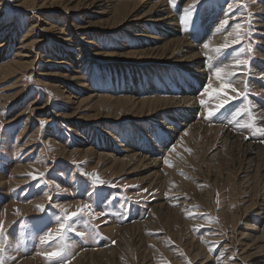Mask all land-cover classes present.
Listing matches in <instances>:
<instances>
[{
	"label": "rangeland",
	"instance_id": "1",
	"mask_svg": "<svg viewBox=\"0 0 264 264\" xmlns=\"http://www.w3.org/2000/svg\"><path fill=\"white\" fill-rule=\"evenodd\" d=\"M257 129L264 0H0L3 264H264Z\"/></svg>",
	"mask_w": 264,
	"mask_h": 264
},
{
	"label": "bare ground",
	"instance_id": "2",
	"mask_svg": "<svg viewBox=\"0 0 264 264\" xmlns=\"http://www.w3.org/2000/svg\"><path fill=\"white\" fill-rule=\"evenodd\" d=\"M164 18H166V17H164ZM163 18H158V19H155L154 21H160V20H162ZM168 19V18H167ZM169 22H170V24H171V19H169ZM165 24L162 22V23H160V26H164ZM165 28V27H164ZM175 31L176 30H174L173 28L170 30V34H173V33H175ZM162 34H164V33H162ZM148 36V35H147ZM149 37V36H148ZM170 38H168V40H169ZM172 42V43H171ZM179 45H183V43H182V41H181V38H177V37H175L174 39H173V41L172 40H169V41H167L166 43H164L163 45H157L154 49H155V51H153V52H156V53H165V56H167L168 58H169V53H173L174 52V50H175V48L176 47H178ZM188 46V45H187ZM186 46V47H187ZM170 47H171V49H170ZM144 50H141L140 51V53H142V54H144V52H143ZM189 53V58L191 57H193L194 56V54L191 52V51H189L188 52ZM195 58V57H194ZM183 78V77H182ZM184 79V78H183ZM188 83H187V86H186V84H185V89L186 90H188L189 92H195L196 90V87H197V85L199 84V79H190V80H188L187 81ZM182 89H184V86L182 87ZM181 92V91H180ZM152 101H154V102H157L158 103V105H159V103H161V105H162V103H164V105L166 106V107H168V106H174V104L175 105H179V107H186V105H185V103L188 101V100H191L192 101V103L193 104H195V102H196V97H195V95L193 96V97H188V99L187 100H183V101H181V100H175V98L174 97H169V98H155V99H151ZM175 100V101H174ZM148 104V103H147ZM153 105V104H152ZM157 105V106H158ZM184 105V106H183ZM160 106V105H159ZM194 106V105H193ZM156 107V106H155ZM166 107H165V109H166ZM146 108V107H145ZM149 108H151V107H149ZM160 108V107H159ZM191 108H193V107H191ZM155 109V108H154ZM170 109V108H169ZM159 111V110H158ZM181 114H182V116H181V119L179 120V122H181L182 123V125H189L187 122L189 121V119H188V117H190L191 115H192V111H186V112H184V111H179ZM173 114H172V116H175L176 117V115L178 114V112H177V110L176 109H173V112H172ZM183 121V122H182ZM187 123V124H186ZM192 125V124H191ZM190 125V126H191ZM186 126V127H187ZM199 127V126H198ZM204 127V126H203ZM195 128H197V126L195 127ZM206 127H204V129H205ZM203 129V128H202ZM212 130V129H211ZM198 133V132H197ZM206 133V132H205ZM171 136V134H170V132L168 133V134H166V136ZM168 137V138H169ZM185 138V140L187 139V137L185 136L184 137ZM183 138V139H184ZM223 139V138H222ZM229 139V138H228ZM228 141V140H227ZM230 141H232V140H230ZM229 141V142H230ZM233 142V141H232ZM231 142V143H232ZM235 142V141H234ZM233 142V143H234ZM155 145V144H154ZM248 144H246L245 145V147L247 146ZM245 147H243L244 149L243 150H245V152L246 153H249V154H252L253 153V150H252V148L251 149H247V148H245ZM152 149V151H149V152H157V151H155V147H152L151 148Z\"/></svg>",
	"mask_w": 264,
	"mask_h": 264
},
{
	"label": "snow or ice",
	"instance_id": "3",
	"mask_svg": "<svg viewBox=\"0 0 264 264\" xmlns=\"http://www.w3.org/2000/svg\"><path fill=\"white\" fill-rule=\"evenodd\" d=\"M170 2H173V0H170ZM192 11H193V8H192V7H190V8L186 11V14H185V16H184V20H183V22H184L185 24H187V23L189 22V20H190V18H191ZM224 23L226 24L227 21H224ZM239 27H240V26L238 25V26H237V29H239ZM238 40H239V36H237V40L234 41V42H238ZM205 47L207 48L208 45L206 44ZM227 47H228L227 44H225V45L222 46V48H224V49H226ZM217 51H221V49H217ZM220 71H221L220 69H217V71H216L217 76L220 75ZM229 86H230V85H229ZM206 91H207V89H206ZM233 91H235V89H233ZM220 106L222 107L223 105L221 104ZM209 115L211 116L212 113L210 112ZM257 130L260 131L262 135H264V129H257ZM189 151H190V150H189ZM166 163H167V161H166ZM33 178L35 179L36 177H33ZM37 207H38L41 211H43V205H37ZM90 208H91L90 205L85 204V205H83V206H81V207H78L77 210H76L75 212H72V213H70V214L66 212V214H65V219H67V220H71L73 217H76V216H79V215H83V214L86 213V210H89ZM64 228H65V225H64V224H60L59 228L57 229V232H56V235H55V236L53 235L52 232H49V233L47 234L48 239H55V238H58L59 236H61V235L63 234V230H64ZM2 231H3V229H2V225H0V232H2ZM81 235H83V233H81ZM42 242H43V241H42ZM2 251H3V248H0V252H2ZM46 255H47V257H48V259H49L50 261H51V260H54V259H56V258H61V264H63V260H62V258H63V256H64V253H63L62 251H53V252L48 253V254H46ZM0 264H3L2 257H0Z\"/></svg>",
	"mask_w": 264,
	"mask_h": 264
}]
</instances>
